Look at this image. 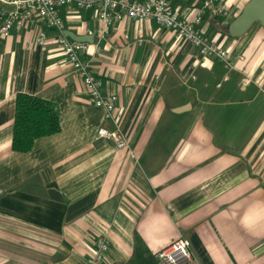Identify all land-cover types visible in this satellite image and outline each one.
I'll return each instance as SVG.
<instances>
[{
  "label": "crops",
  "instance_id": "0c3cea01",
  "mask_svg": "<svg viewBox=\"0 0 264 264\" xmlns=\"http://www.w3.org/2000/svg\"><path fill=\"white\" fill-rule=\"evenodd\" d=\"M203 1L173 6L192 19ZM249 1L221 0L224 12L200 25L228 61L151 19L100 34L95 10L62 7L63 32L42 19L0 32V264H86L100 237L110 241L103 264H160L181 236L188 264H264V32L227 30ZM66 31L95 36L83 58L119 97L128 148L98 137L116 125L60 48ZM213 72H224V100ZM19 93L52 101L61 119L28 152L13 149Z\"/></svg>",
  "mask_w": 264,
  "mask_h": 264
},
{
  "label": "built area",
  "instance_id": "2783aa9c",
  "mask_svg": "<svg viewBox=\"0 0 264 264\" xmlns=\"http://www.w3.org/2000/svg\"><path fill=\"white\" fill-rule=\"evenodd\" d=\"M62 7L69 12L95 10L100 34L106 33L116 23L125 18L155 20L173 30L186 42L193 44L204 58L228 59V51L214 41L200 28L208 12L220 15L224 12L221 0H204L199 13L192 19L182 17L174 8L173 0H0V32L4 36L13 30H21L35 19L44 20L50 27L64 31L65 21L60 12ZM44 39V34L41 37ZM59 46L64 55L83 79L90 100L105 110V119L116 127H99L100 139L110 141L118 149L128 148L129 138L119 125L120 108L117 95H105L103 82L91 70V63L83 56L90 52L91 43L73 40L62 34ZM110 248L108 237H100L95 251L86 264H103ZM160 264H188L195 259L192 242L187 237H179L158 253Z\"/></svg>",
  "mask_w": 264,
  "mask_h": 264
},
{
  "label": "trees",
  "instance_id": "16d2710c",
  "mask_svg": "<svg viewBox=\"0 0 264 264\" xmlns=\"http://www.w3.org/2000/svg\"><path fill=\"white\" fill-rule=\"evenodd\" d=\"M61 128L60 113L55 103L27 93L17 95L13 133L15 151L28 152L37 139L56 134Z\"/></svg>",
  "mask_w": 264,
  "mask_h": 264
},
{
  "label": "water",
  "instance_id": "95a60500",
  "mask_svg": "<svg viewBox=\"0 0 264 264\" xmlns=\"http://www.w3.org/2000/svg\"><path fill=\"white\" fill-rule=\"evenodd\" d=\"M256 23L264 27V0H250L242 13L227 27L228 33L234 37L245 35ZM66 35L73 40L93 43L94 35H76L66 31Z\"/></svg>",
  "mask_w": 264,
  "mask_h": 264
},
{
  "label": "rangeland",
  "instance_id": "374dc122",
  "mask_svg": "<svg viewBox=\"0 0 264 264\" xmlns=\"http://www.w3.org/2000/svg\"><path fill=\"white\" fill-rule=\"evenodd\" d=\"M259 31H263L264 32V27L262 26L261 23H256L250 30V34L249 36L250 37H254L256 36V34L259 32ZM264 35V34H263ZM264 41V40H263ZM264 43V42H263ZM218 58V57H216ZM228 61V59H226ZM223 65L224 67V63H221V66ZM231 71V69H229ZM228 70V71H229ZM227 71V70H225ZM224 71V72H225ZM224 72H213L212 74H210V76L208 77V79L211 81V91L213 92L214 96L217 98V100L221 101V100H224L225 98H227L228 96L226 94L223 93V91L226 90V87H227V83H225L223 81V73ZM232 74V73H231ZM234 76H236V74H233V79L235 78ZM234 81V80H233ZM232 81V83H234ZM221 82V85H223V88H219L218 87V84ZM231 83V84H232ZM230 84V82H228V85ZM234 94V93H233ZM233 97V95H231ZM222 108H225V109H231L230 106H223ZM210 112V111H209Z\"/></svg>",
  "mask_w": 264,
  "mask_h": 264
}]
</instances>
